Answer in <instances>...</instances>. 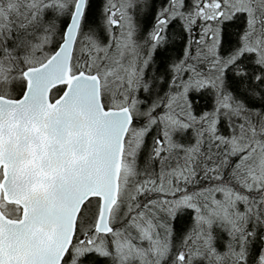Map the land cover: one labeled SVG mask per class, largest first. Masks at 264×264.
Returning <instances> with one entry per match:
<instances>
[{"label": "snow or ice", "instance_id": "1", "mask_svg": "<svg viewBox=\"0 0 264 264\" xmlns=\"http://www.w3.org/2000/svg\"><path fill=\"white\" fill-rule=\"evenodd\" d=\"M0 264H264V0H0Z\"/></svg>", "mask_w": 264, "mask_h": 264}]
</instances>
